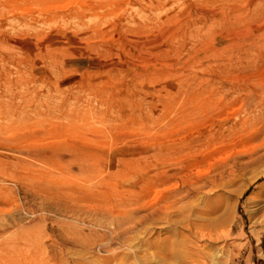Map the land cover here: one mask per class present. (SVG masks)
I'll use <instances>...</instances> for the list:
<instances>
[{
  "label": "rangeland",
  "instance_id": "rangeland-1",
  "mask_svg": "<svg viewBox=\"0 0 264 264\" xmlns=\"http://www.w3.org/2000/svg\"><path fill=\"white\" fill-rule=\"evenodd\" d=\"M260 11L0 0V264H264Z\"/></svg>",
  "mask_w": 264,
  "mask_h": 264
},
{
  "label": "bare ground",
  "instance_id": "bare-ground-1",
  "mask_svg": "<svg viewBox=\"0 0 264 264\" xmlns=\"http://www.w3.org/2000/svg\"><path fill=\"white\" fill-rule=\"evenodd\" d=\"M258 14H259L258 17H261V19L264 20V11L263 12L260 11V13H258ZM239 51L241 52L242 58L247 60V63L249 64V65H247V67L244 66V71L247 72L248 75L250 76L251 72L253 71V69L255 68L256 65L264 63V25L260 29H257L255 35L251 38V40H249L248 43L244 44L239 49ZM250 64H253V66H250ZM251 88L248 87V88H243L242 89L240 87L238 88V87L235 86L233 88V91H234V93H236L237 90H241V89L242 90L246 89L247 91H250V89L253 90L254 87H253L252 84H251ZM192 232H193V237H194V239H196V241L199 240V239L207 237L206 235L201 234L199 229L196 228L195 226L193 227ZM208 238H210V237H208ZM186 256H187V254H186ZM194 256L197 257V255H194ZM188 257H190V255ZM196 257H194V258L196 259ZM195 259H193V260H195ZM193 262L195 263V261H193ZM185 264H188V263H185ZM190 264H192V263L190 262Z\"/></svg>",
  "mask_w": 264,
  "mask_h": 264
}]
</instances>
